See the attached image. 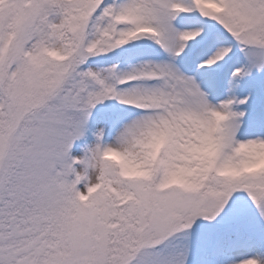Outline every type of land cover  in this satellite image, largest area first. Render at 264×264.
<instances>
[{
	"label": "snow or ice",
	"instance_id": "1",
	"mask_svg": "<svg viewBox=\"0 0 264 264\" xmlns=\"http://www.w3.org/2000/svg\"><path fill=\"white\" fill-rule=\"evenodd\" d=\"M0 264H264V0H0Z\"/></svg>",
	"mask_w": 264,
	"mask_h": 264
}]
</instances>
